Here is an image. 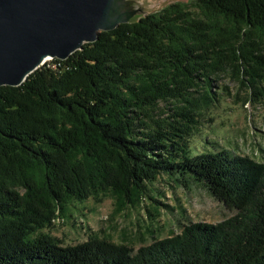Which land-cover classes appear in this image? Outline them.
I'll list each match as a JSON object with an SVG mask.
<instances>
[{
    "label": "trees",
    "instance_id": "16d2710c",
    "mask_svg": "<svg viewBox=\"0 0 264 264\" xmlns=\"http://www.w3.org/2000/svg\"><path fill=\"white\" fill-rule=\"evenodd\" d=\"M264 81V0H192L102 31L20 86L0 87V264H264V161L192 150L196 117L227 70ZM199 95V96H197ZM172 115L160 119V103ZM162 176L236 214L184 224L136 251L41 229L57 208L110 192L120 207Z\"/></svg>",
    "mask_w": 264,
    "mask_h": 264
},
{
    "label": "rangeland",
    "instance_id": "374dc122",
    "mask_svg": "<svg viewBox=\"0 0 264 264\" xmlns=\"http://www.w3.org/2000/svg\"><path fill=\"white\" fill-rule=\"evenodd\" d=\"M138 1L142 7L136 10L133 21L171 3L192 2ZM248 79V76L239 75L231 69L213 78L217 100L209 108L199 110L196 117L198 134L189 137L192 150L198 148L201 152L206 148H217L264 161V81L253 85ZM170 108L169 103H160L157 117L163 119L172 115ZM149 189L152 197L168 207H156V202L148 196L136 206L120 207L114 195L101 192L84 201L73 200L63 209L57 208L41 230L63 245H75L92 237H101L127 244L136 251L155 239L180 232L184 224H216L236 214L235 210L201 186L185 188L162 176L149 184Z\"/></svg>",
    "mask_w": 264,
    "mask_h": 264
},
{
    "label": "water",
    "instance_id": "95a60500",
    "mask_svg": "<svg viewBox=\"0 0 264 264\" xmlns=\"http://www.w3.org/2000/svg\"><path fill=\"white\" fill-rule=\"evenodd\" d=\"M141 7L138 0H0V87L22 85L48 59H68L102 31L132 22Z\"/></svg>",
    "mask_w": 264,
    "mask_h": 264
}]
</instances>
